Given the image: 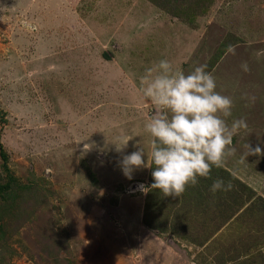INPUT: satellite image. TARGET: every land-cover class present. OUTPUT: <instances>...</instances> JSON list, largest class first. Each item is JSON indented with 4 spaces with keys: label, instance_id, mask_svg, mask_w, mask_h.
Returning <instances> with one entry per match:
<instances>
[{
    "label": "rangeland",
    "instance_id": "1",
    "mask_svg": "<svg viewBox=\"0 0 264 264\" xmlns=\"http://www.w3.org/2000/svg\"><path fill=\"white\" fill-rule=\"evenodd\" d=\"M161 59L241 85L216 91L232 99L229 127L248 125L220 166L247 202L209 237L226 218L168 197L152 225L178 234L144 224L158 190L140 88ZM263 64L264 0H0V264H264V115H245ZM247 144L262 154L244 159ZM138 147L129 180L119 161Z\"/></svg>",
    "mask_w": 264,
    "mask_h": 264
},
{
    "label": "clouds",
    "instance_id": "2",
    "mask_svg": "<svg viewBox=\"0 0 264 264\" xmlns=\"http://www.w3.org/2000/svg\"><path fill=\"white\" fill-rule=\"evenodd\" d=\"M24 27L35 28L28 21ZM240 67L249 71L247 62ZM206 69L207 65L201 64L186 75L174 69L169 60L161 59L142 77L141 95L154 106L144 125L151 137L150 188L160 190L165 197H178L186 186H195L198 178H209L213 166L220 167L226 156L235 154L230 147L233 136L248 127L244 118L233 120L229 127L226 118L232 116V99L216 91V79ZM128 140L117 151L126 147ZM261 154L260 146L247 144L244 159ZM145 156L144 149L138 147L122 157L119 165L125 178L131 180L136 169L145 167ZM137 188L142 192L149 189L143 184ZM232 188L231 181L217 178L210 191L226 193Z\"/></svg>",
    "mask_w": 264,
    "mask_h": 264
},
{
    "label": "trees",
    "instance_id": "3",
    "mask_svg": "<svg viewBox=\"0 0 264 264\" xmlns=\"http://www.w3.org/2000/svg\"><path fill=\"white\" fill-rule=\"evenodd\" d=\"M152 168L150 170V181L153 183L152 179ZM217 178H222L223 180L231 181L233 188L229 192H217L213 194L210 191V186L212 182L217 179ZM201 179L204 182V187L200 188L202 183H197L195 186H186V190L184 193H182L180 196L172 198L168 197L171 200H173L175 203L179 202H185L186 204L190 205L192 207V204H194V207L191 209L195 210H201L203 214L210 213L211 215L214 216H222L225 220L223 222H220L217 224L216 228L210 230L208 237L213 235L217 230L221 229L225 224L226 221H228L238 210H240L244 204L247 202L245 201L242 196L244 192H240V186L245 187L243 183H240L238 180H236L231 173H229L226 169H223L222 167H212L210 177L209 178H198ZM158 190V189H157ZM158 192H160V199ZM156 192L158 196V200L156 202L152 201V196L155 194H150L148 193L146 196L145 200V211H144V224L155 228L159 229L162 232H171L178 234L177 231H171L169 229V225L166 220H164V225L155 224L152 225V221L157 219L154 217L153 213H155L153 209L154 203H158L159 200H163L166 198L163 193L158 190ZM247 198H250L248 195ZM226 212H230L228 215H226ZM205 229V228H204ZM206 235L203 236V238H192L193 243H199L201 244L202 242L206 241L205 239H208V237H205Z\"/></svg>",
    "mask_w": 264,
    "mask_h": 264
},
{
    "label": "crops",
    "instance_id": "4",
    "mask_svg": "<svg viewBox=\"0 0 264 264\" xmlns=\"http://www.w3.org/2000/svg\"><path fill=\"white\" fill-rule=\"evenodd\" d=\"M256 68H257V66H255V69ZM261 71H264V67H261ZM218 83L222 84V86L226 87V88L229 87V86H232V85H234L237 88L241 87L239 82L238 81L236 82V80L231 82V85L228 84V82H225V80H224V82L223 81H216V85L217 86H218ZM250 90L251 91L247 90V93H246V89H245L244 93L250 94V95H251V93H254L256 95V91L258 92V86H255L253 89H250ZM250 95H247V96L249 97ZM255 97L256 98H254L253 101L249 105L247 104L245 115H264V106H263L264 105V92H262V97H261L260 92ZM254 106H257V107L259 106L260 107L258 112H257V114H255L254 111H253ZM236 109H237V107L234 108V110H236ZM261 109H262L263 112H261ZM164 264H165V261H164Z\"/></svg>",
    "mask_w": 264,
    "mask_h": 264
}]
</instances>
